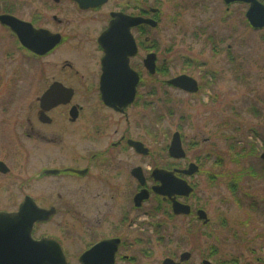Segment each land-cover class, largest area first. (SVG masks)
I'll return each mask as SVG.
<instances>
[{"label": "flooded vegetation", "instance_id": "flooded-vegetation-1", "mask_svg": "<svg viewBox=\"0 0 264 264\" xmlns=\"http://www.w3.org/2000/svg\"><path fill=\"white\" fill-rule=\"evenodd\" d=\"M222 1L227 17L232 5H243L246 27L254 32L264 30V26L250 25L247 17L250 3ZM256 1L264 7V0ZM4 15L20 22L18 34L0 22V34L5 38L2 39L4 43H14L20 62L18 78L23 83L22 91L27 90L33 97L27 114L22 111L19 118L20 168L25 169L30 156L24 151V140L32 142L34 149L48 146L52 158L57 156L59 161V164L40 166L30 177L23 178L20 186L24 190L36 178L51 180L52 184L71 182L73 185L66 188L67 197L61 189L56 192L52 187L51 198L45 206L35 197L24 194L15 210L9 211L5 201L2 207L6 209H0V213L17 211L26 196L31 197L39 208L52 209L54 214L48 220L33 225L31 235L35 240L56 242L67 264H164L165 261H169L168 264H204L206 261L209 264H264L261 256L242 259L238 255L218 260L214 249L213 254L208 252L207 255L195 247L189 250L174 247L165 252L166 248L162 251L164 254L157 257L156 248H153V243L162 245V239H171L175 227L169 220L187 219L188 231L199 224L207 225L209 221L207 214V221L199 218L198 211L202 209L191 202L195 194L191 179L199 173V165L190 161L179 163L186 160L182 135L175 131L180 136L185 153L183 158L170 156L169 142L166 157L176 164L148 166L146 162L151 153L129 124V112L140 98L139 91L145 88L153 93L155 76L161 77L162 88L177 89L189 95L199 94L204 87L203 76L180 73L168 77L167 60L159 59L161 39L156 37L163 17L160 7L145 0H0V16ZM132 42L136 48L134 54H130ZM104 43L121 46L116 51L106 49ZM115 53H121L120 58H127L128 67L138 74L134 99L124 107L108 106L102 98L117 88L127 90L131 83L128 74L119 78L126 72H114L109 67L104 71L103 59ZM149 54L155 55L154 72L144 66ZM182 75L194 81L195 92L169 84L171 79ZM204 78L212 80L206 74ZM184 84L188 86L189 81ZM90 102L96 105L91 106ZM103 113L115 120L109 136L106 132L111 124L106 123ZM120 117L128 120L123 130L118 126ZM95 139L100 140L99 148L90 150L88 144L96 142ZM134 142L142 143L148 152L138 153ZM191 163L198 166V171L192 175L184 174ZM155 169L176 171L175 176L192 188L188 196L175 197L176 201L189 206V214H175L171 200L155 192L161 186L152 177ZM46 171L50 173L46 174ZM8 172L9 168L0 174ZM142 193L146 196L138 201L137 197ZM79 206L84 208L80 213ZM51 222L55 230L52 236L38 233L39 228ZM1 241H5L3 234ZM73 247L78 249L70 251ZM250 252L254 255L253 249Z\"/></svg>", "mask_w": 264, "mask_h": 264}, {"label": "rangeland", "instance_id": "rangeland-1", "mask_svg": "<svg viewBox=\"0 0 264 264\" xmlns=\"http://www.w3.org/2000/svg\"><path fill=\"white\" fill-rule=\"evenodd\" d=\"M145 1L163 12L156 37L161 39L159 59L167 60L168 77L180 73L203 76L204 86L199 94L189 95L162 88L161 77L155 76L153 93L142 88L136 106L129 112L134 134L151 153L146 165L176 164L166 157V147L175 131L182 135L186 152V160L179 163L199 165V173L191 179L195 187L191 202L206 212L208 224L188 231L187 219L169 220L175 230L170 229L172 237L162 239V245L153 243L157 257L166 248L165 252L174 247H195L207 255L215 250L218 260L238 255L242 259L264 258V177L256 176L264 170V161L259 157L264 151V30L254 32L246 27L245 8L240 4L232 5L227 17L222 0ZM2 39L5 38L0 34V161L9 172L0 174V209H6L2 207L6 201L7 209L15 210L24 194L45 206L52 187L56 192L61 189L67 197L66 188L73 183L52 184L51 180L36 178L24 190L20 186L22 179L40 166L59 161L57 156L52 158L48 146L34 149L32 142L24 140V151L30 156L25 169L20 168L19 118L22 111L27 114L33 97L27 90L22 91L14 43H4ZM205 74L212 80L204 78ZM103 114L106 123L111 124L106 132L109 136L115 120ZM119 121V130H123L128 120L120 117ZM99 142L89 143V149L97 150ZM248 168L256 174L242 175L236 183L239 203L228 184ZM77 210L80 213L84 208L79 206ZM38 230L51 236L55 232L52 222ZM74 249L78 248H69Z\"/></svg>", "mask_w": 264, "mask_h": 264}, {"label": "water", "instance_id": "water-1", "mask_svg": "<svg viewBox=\"0 0 264 264\" xmlns=\"http://www.w3.org/2000/svg\"><path fill=\"white\" fill-rule=\"evenodd\" d=\"M81 1V0H79ZM229 4L233 1H242L250 3L251 6L247 12L249 23L253 27L264 26V7L257 3L256 0H224ZM0 22L9 26V28L15 34L19 33L20 22L11 16H0ZM139 20L136 21L138 23ZM135 23V22H134ZM154 26L155 23H152ZM113 29V26L109 28ZM55 37V36H54ZM106 49H114L118 51V47L121 44L116 43H104ZM131 52H136L135 43H130ZM121 53H115L114 56L105 57L103 59L104 71L107 67L112 71L126 72L121 74L119 78L128 74L131 81L127 90L120 91L118 88L113 93L103 95V100L108 106H126L132 103L135 94V86L138 81V74L132 71L127 64V58H120ZM144 66L150 72L155 71V55L149 54L144 60ZM127 77V78H128ZM188 80L189 85L186 86L184 82ZM169 84L175 87L182 88L188 92H195L197 90L196 84L188 76H178L169 81ZM124 87V86H123ZM53 88V86H52ZM125 88V87H124ZM127 91V92H126ZM52 92V91H51ZM48 95V94H47ZM133 145L138 153H147L148 150L144 148L142 143L134 142ZM169 154L173 158H183L185 153L181 145V140L178 132L172 135L170 145L168 148ZM260 158L264 160V152L261 153ZM8 168L3 162H0V172H6ZM198 171V166L191 163L188 168L183 171L186 175H192ZM176 171H167L162 169H155L152 172V177L156 182L161 184L160 188L155 192L168 197L172 202L173 212L177 215L189 214V206L183 205L176 201L177 195L188 196L192 192V188L187 184L185 180H182L175 176ZM46 174L50 171H46ZM139 174V173H138ZM137 174V178L139 175ZM145 194H139L138 201L145 198ZM54 214L52 209L39 208L33 202L29 196L25 197L24 203L21 204L17 211L9 213H0V264H67L65 256L58 246V244L51 239L35 240L32 238V228L36 222H43L48 220L50 216ZM198 216L203 221H207L206 213L202 210L198 211ZM2 225V226H1ZM3 227V230H1ZM2 234L5 236V241H1ZM170 263L165 261L164 264ZM209 264V262H204Z\"/></svg>", "mask_w": 264, "mask_h": 264}, {"label": "trees", "instance_id": "trees-1", "mask_svg": "<svg viewBox=\"0 0 264 264\" xmlns=\"http://www.w3.org/2000/svg\"><path fill=\"white\" fill-rule=\"evenodd\" d=\"M240 174L241 175H238V176L235 175V176H233L232 180L228 184L229 185V189L236 194V199L235 200L236 201L239 200V203L241 202V200H240V198H238L237 193H236V191H237V185H236V183L241 179L242 175L248 176V175H252V174H256V173H255V171L253 169L248 168V169H243L240 172ZM256 176H258V177H264V170L261 173H257Z\"/></svg>", "mask_w": 264, "mask_h": 264}]
</instances>
